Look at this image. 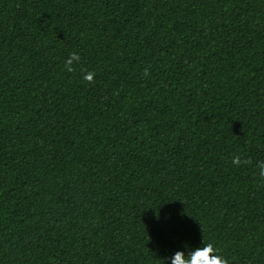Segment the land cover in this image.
<instances>
[{
  "label": "trees",
  "instance_id": "obj_1",
  "mask_svg": "<svg viewBox=\"0 0 264 264\" xmlns=\"http://www.w3.org/2000/svg\"><path fill=\"white\" fill-rule=\"evenodd\" d=\"M261 160L264 0H0V264H264Z\"/></svg>",
  "mask_w": 264,
  "mask_h": 264
},
{
  "label": "clouds",
  "instance_id": "obj_2",
  "mask_svg": "<svg viewBox=\"0 0 264 264\" xmlns=\"http://www.w3.org/2000/svg\"><path fill=\"white\" fill-rule=\"evenodd\" d=\"M81 56L77 52H72L65 60L64 67L68 72H73L76 65L80 64ZM82 79L88 83H93L96 72L87 68L80 69ZM143 75L149 76V69L145 68ZM252 161L243 157L241 154H234L232 164L239 167L241 165H249ZM259 177L264 180V160L258 161L256 164ZM171 264H230L229 259L221 254L214 242H204L203 246L184 252L178 250L169 258Z\"/></svg>",
  "mask_w": 264,
  "mask_h": 264
}]
</instances>
